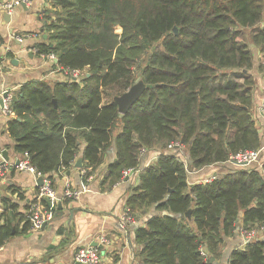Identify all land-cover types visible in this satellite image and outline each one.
I'll return each instance as SVG.
<instances>
[{
  "label": "trees",
  "instance_id": "obj_1",
  "mask_svg": "<svg viewBox=\"0 0 264 264\" xmlns=\"http://www.w3.org/2000/svg\"><path fill=\"white\" fill-rule=\"evenodd\" d=\"M47 13V37L32 48L53 53L62 69L88 68V74L14 92L8 131L15 150L27 151L54 179L73 165L80 140L86 175L115 145L116 158L102 180L113 184L124 170L139 168L142 148H158L156 159L139 170L127 202L138 217L155 207L135 229L137 254L143 264L220 262L226 237L264 223V158L228 162L232 153L261 146L249 43L259 45L264 58V0H53ZM137 76L152 86L120 113L114 96ZM176 140L186 145L189 169L222 164L227 170L190 183L184 161L167 151ZM3 200L0 245L18 231L9 216L17 204ZM30 227L28 215L23 230ZM225 262L264 264V232L233 248Z\"/></svg>",
  "mask_w": 264,
  "mask_h": 264
},
{
  "label": "crops",
  "instance_id": "obj_2",
  "mask_svg": "<svg viewBox=\"0 0 264 264\" xmlns=\"http://www.w3.org/2000/svg\"><path fill=\"white\" fill-rule=\"evenodd\" d=\"M6 1L9 0H0ZM52 7L53 0H33L29 5L15 6L11 12L5 11L0 5V55L4 59L0 71V91L12 89L15 92L23 85L41 82L53 87L57 83L80 80L84 74H88V68H85L83 75L73 78L55 59L38 54L32 48L33 44L47 37L43 25L49 14L47 11ZM15 32L28 35L23 41H14L12 34ZM249 46L253 54L251 71L255 77L253 112L261 136V157L264 158V117L259 110L264 102V70L258 68L259 63H264V58L259 45L250 41ZM9 51L13 53L12 56L8 54ZM12 117V112L6 114L0 107V161L5 159L6 151L10 164L22 157V153L15 150V139L8 131V122ZM120 130L119 124L115 134ZM84 147L85 141L80 140L79 153L73 165L55 172L54 179H51L58 195L63 194L69 183L80 192L79 196L62 199V210L58 209V201L53 218L40 228H33L31 221V227L27 231L23 230L29 215V204L38 192V177L28 170L9 168L6 178L0 181V210L4 211L5 197H10L17 204L14 209H9V216H13L18 231H13V235L0 245V264H72L78 248L95 243L103 246L101 264H143L137 254L141 245L135 239V229L155 212L154 205L144 209L140 217L134 214L135 222L129 226L127 235L120 230L119 221L128 207L127 202L137 183L139 170L151 164L160 150H146L137 170L110 184L109 180H102L109 163L116 158L115 145L107 151L103 162L90 175L85 174L83 167L76 166L78 158H83ZM176 153L185 164L190 165L186 150ZM189 167L190 183L204 181L212 174L227 170L222 164H211L199 169ZM191 225L194 226L193 223ZM102 235L107 236L111 243L102 244ZM242 240V235L237 231L226 237L222 245L221 261L217 264L224 263L232 249L240 246Z\"/></svg>",
  "mask_w": 264,
  "mask_h": 264
},
{
  "label": "built area",
  "instance_id": "obj_3",
  "mask_svg": "<svg viewBox=\"0 0 264 264\" xmlns=\"http://www.w3.org/2000/svg\"><path fill=\"white\" fill-rule=\"evenodd\" d=\"M33 0H9L6 2H0L1 7L8 12H11L15 6L19 4H26L29 5L32 3ZM28 34L15 32L12 34V39L14 41H23L24 38ZM10 50V47H9ZM52 59H56L53 53L49 54ZM4 59L2 55H0V71L3 69ZM73 78H78L83 75V70L80 69H71L68 70ZM6 94V95H5ZM14 91L12 89H4L0 91V100L3 101V105L1 107L2 111L6 114H10L11 111V102L13 99ZM260 113L264 117V102L260 105ZM147 149L142 148L141 154H143ZM186 150L185 143L176 140L172 141L167 146V151H176L182 152ZM262 148L257 149H242L235 153H232L229 157L228 162L231 164L239 165L238 163L247 162L249 164H253L260 161ZM15 167L21 170H28L32 172L35 176L43 177V183L38 186V192L36 197L32 199L29 204L28 213L30 219L32 221L33 228H40L43 224H47V222L53 218L56 204L58 201L62 199H69L78 197L80 192L73 189L70 184L68 183L65 187L63 194L60 196L58 195L56 189L53 186L52 180L49 177H46L39 171L36 166L30 161V155L27 151L22 153V157L13 163H9V161L3 159L0 161V181H3L6 178V173L9 171V168ZM188 168V165L186 164ZM138 168H129L124 170L123 176H127L131 174L133 171L137 170ZM190 170L189 168L187 169ZM85 171V170H84ZM264 173V171H263ZM216 178V174H212L204 181H211L212 179ZM1 209V208H0ZM1 211V210H0ZM2 221V219H1ZM135 222V215L133 214L132 209L128 206L125 209L123 216L119 221V228L124 233V235L128 234L129 226ZM238 231L242 235V243L240 246H244L249 240L255 238L259 233L264 232V223L258 229H245L243 227H239ZM100 242L102 244L108 245L111 243L110 239L102 235L100 237ZM202 255L206 256V251L204 248L201 249ZM102 259V250L98 245H87L77 249L74 255V261L81 262L83 264H101ZM224 264H227L225 262Z\"/></svg>",
  "mask_w": 264,
  "mask_h": 264
},
{
  "label": "water",
  "instance_id": "obj_4",
  "mask_svg": "<svg viewBox=\"0 0 264 264\" xmlns=\"http://www.w3.org/2000/svg\"><path fill=\"white\" fill-rule=\"evenodd\" d=\"M24 6L25 4L22 3ZM176 29V28H175ZM46 36V35H45ZM57 61V58L55 59ZM152 86L151 84L146 83L145 79L138 76V78L136 79L135 83L129 88L127 89L124 93H122L121 95H116L114 96V100L117 102L118 104V108L120 113H126L131 107L132 105L136 102V100L140 97V95L144 92V90L148 87ZM6 95V94H5ZM54 101L56 102V100L54 99ZM0 105H3V101L0 100ZM4 158L5 160L8 159L7 153L6 151H4ZM239 165H248L247 162H242V163H238ZM76 166L78 167H82L83 166V158L80 157L78 158L77 162H76ZM38 185H41L43 183V177L40 176L37 179ZM58 209L62 210V201L60 200L58 202ZM185 215L191 219V209H189ZM45 224H43V226H45ZM94 245H98V243H95ZM100 248H102V245H98ZM214 260V258H212V261ZM72 264H83L81 262L78 261H74Z\"/></svg>",
  "mask_w": 264,
  "mask_h": 264
},
{
  "label": "rangeland",
  "instance_id": "obj_5",
  "mask_svg": "<svg viewBox=\"0 0 264 264\" xmlns=\"http://www.w3.org/2000/svg\"><path fill=\"white\" fill-rule=\"evenodd\" d=\"M258 68H259L260 71L264 70V63H259V64H258ZM137 73H138V71H137ZM140 77H141V76H140ZM137 78H138V76H137ZM137 78H136V79H137ZM230 165H231V164H230ZM231 166H233V165H231Z\"/></svg>",
  "mask_w": 264,
  "mask_h": 264
}]
</instances>
